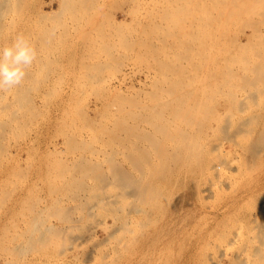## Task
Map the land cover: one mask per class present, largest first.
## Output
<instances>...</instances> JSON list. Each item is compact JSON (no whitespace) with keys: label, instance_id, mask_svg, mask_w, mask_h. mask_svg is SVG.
<instances>
[{"label":"rangeland","instance_id":"obj_1","mask_svg":"<svg viewBox=\"0 0 264 264\" xmlns=\"http://www.w3.org/2000/svg\"><path fill=\"white\" fill-rule=\"evenodd\" d=\"M68 1H71L74 5L72 6V3H68ZM76 1L79 2V4L76 3ZM88 1L89 0H0V47L7 46L18 33H23L31 38V41L35 45L38 52L37 59H39L38 61L36 60L37 62H35L33 67L28 71L24 84L20 86L21 88L18 87L19 89H24L26 94H22L24 90L20 91L18 89L17 91L21 92H19V94L17 91H15L16 89L9 92H0V110L2 109V111H0V146H2L0 147V191L5 193H0V202L2 203L0 204V264H263L264 258H262V260L259 256L261 255L260 252L262 253V255H264V107H262L264 106V95L262 96L259 92L257 93V91L262 90L264 92V84L261 83V86L263 85V87H261L260 84L258 85V82L255 83V85H258L261 89H259L258 86L256 88V86H253V84L247 86L246 88L237 84L238 86L236 87H238L239 90L237 88H234L232 91H234L235 97L237 95V97L235 98V102L239 103L247 100L248 103H243V109L242 107L230 109L228 107L229 102L226 99L224 100L220 98L218 100L220 106L217 109L215 120L217 119L216 121L217 123L219 121V123L218 125L216 124L215 127H224V131L225 128L227 131L229 130L228 125H230V127H232V130H234L233 132L231 131V134L233 135L230 138H228L226 135L224 136V134H227L228 131L227 133L226 131L223 133L219 132L214 137V133L212 131L210 132L209 130V137L206 141L208 145L207 148L204 149L205 151L203 152V156H201V161L200 159H189L187 162L183 159V164L182 160L176 161L175 159H168V167V163L166 164L167 159H165V161L163 159H157L159 161V164H157L158 162H154V164L155 167L158 168L159 174H155L152 171V173H154L157 178L156 176H154V179L153 176L151 178V173L149 172V175L148 170L145 172L147 177L146 178L144 177L145 174L141 173L139 169L135 171V168L137 169V167L133 166L135 164L131 163L132 161L129 160L131 158H128L127 155L129 149L126 152L125 146L123 147L119 145L121 144L119 143V141H115V139L112 138L109 133H106L108 130H112L113 127L115 128L114 125L116 124L112 115L105 114L107 111H110L112 107L109 110H107L108 107L107 109L105 107L107 105L110 107L116 102V100H114V102L112 101V104H110L111 98L113 99L115 95L118 96V94L120 93L116 92V89H121L119 91H122L121 94L123 93L122 95L119 94V96L121 95L124 97H128L130 95L131 98L134 99V102L135 100H137L136 103H138L139 101L141 103L146 102L144 104L142 103V105H152L155 101L156 96L159 97V95H168L164 92L162 94L161 91L157 92V88H164L165 86V88H167L168 86L172 85L169 83L177 78H172L174 76L171 75L170 72L169 75H167L168 77H170L168 78L169 80L165 79L166 75H164L163 77L165 78H163V74H152L156 69L154 68V65L155 67H157L154 61L158 57L159 58L157 60L161 61L163 59L162 57H164L163 55H166V53L167 55L165 57L169 55L170 56L167 59L164 57L162 63L167 62L168 64L169 59L170 62L172 61L171 63L176 60L175 58L173 59L171 55L172 53L170 52L171 50L173 52V47L180 46L179 44L181 43L175 38L177 41H174L176 45L174 44L173 46V40H171V38L173 37L174 33L176 34V36H178L181 35L182 32L187 34L191 32V21L189 18L191 17L190 15L192 12L190 13V15L188 14L189 12L187 10L189 9L187 7V0H175L178 5H174L175 3L173 2L174 6L172 7V0H163L165 2L164 4H161L162 0H160V2L158 0H152V2H149L151 0H126L128 1V3H125L124 6H121V4L118 6V4H116L118 3L116 0H92L94 1V3L92 6L89 5V7L87 4H90L92 2L89 1L90 3H87L85 5V2ZM153 1L155 2L153 3ZM96 2L100 5L96 4ZM142 2H144L145 4H143ZM147 2L150 5L147 4ZM156 2L159 3H157L155 7L158 8L159 6L158 9L160 10L158 11V9L155 8L154 10L157 11L152 12L153 4H155ZM15 5L16 8L14 7ZM17 5L18 7L20 6V8H18ZM166 5L168 6V9L166 8ZM10 7L13 8L11 9ZM160 7L162 8V10ZM174 7L177 8V10H174ZM178 7L180 8V10L182 9L181 13L179 12L180 10H178ZM84 8H89L90 11ZM131 8H133L134 10L136 9L135 14L133 13L134 10L132 11ZM10 9L14 13V15L12 14ZM14 9H16L17 11L18 9L20 10L18 13H16L17 11L15 10L16 12H14ZM7 10L10 11L8 12ZM87 10L89 12H87ZM146 10L150 13H148ZM130 12L133 13V15ZM151 12L153 13V15ZM157 12H159L160 15H157ZM170 13L175 14V17H173V15ZM82 16H84V19H82ZM160 16L163 18V20ZM187 18L189 19V21L187 20ZM146 19L147 21H145ZM155 19L156 25H152L153 23L155 24ZM9 21L13 24H11ZM116 21H121L124 23H121L122 26L120 27L121 24H118ZM150 21L152 23H150ZM125 23H131V27H129L128 25V28ZM166 23L170 26H166ZM182 23L185 24L182 25ZM117 24L119 25L118 28L116 27L118 26ZM147 24L152 28L157 27V30H153ZM143 25L147 27H144ZM164 25L167 29L164 28ZM177 25H179V28L176 29ZM106 27H109V29ZM122 27L123 29H121ZM161 27L162 29H160ZM141 28H145L143 30L144 32L141 30ZM168 28H170L169 30L174 28L172 29L173 34H171L172 32L169 31ZM133 30L134 32L138 33L135 34ZM145 30L146 32L150 30L148 32V35H146ZM120 31L121 34H119ZM105 32L109 33V35ZM150 32H152V34ZM167 33L168 36L172 35L168 38V40L166 39L168 37L166 36ZM124 34L125 36H123ZM126 34L128 35L126 36ZM107 35L109 38H107ZM129 35L131 36L129 37ZM53 37L55 38L53 39ZM59 37H62L61 40L59 39ZM103 37L106 38L104 39ZM125 38H127V43L125 41V43L121 41V39L124 40ZM160 39L165 40V42ZM90 40L92 41L90 42ZM140 40H142L144 44ZM155 40H158L159 43L155 42ZM137 41L138 46L136 44ZM94 42L96 45L94 44ZM88 43L90 44L88 45ZM98 43L99 45H97ZM150 43L151 46L150 48H148V44ZM152 43L154 44V46ZM160 43L162 44V46H165V50L162 49ZM118 44L120 45L118 46ZM122 45L127 46L122 48ZM145 46H147V49L144 48ZM155 46L156 49L159 48L158 50L161 52L159 54L157 53L158 57L156 59H154L157 52L155 50ZM107 48H110V51ZM144 49H146V51H144ZM108 51L110 53H108ZM117 52L119 53V55ZM145 52H149V54L147 53L148 55H154L153 58L151 55L148 56ZM144 53L149 58L145 56ZM248 53L252 55V52L248 51ZM103 54H105V56ZM141 54L144 58H140ZM138 59L140 61H138ZM119 60L120 62L122 60L123 61L120 63ZM98 61L100 64L104 63L105 61L106 63L100 65L105 67H102L103 71L101 68L99 69V72H97L98 70L95 72V69L92 68L95 66H99ZM110 61L113 62L111 63ZM134 61H137L136 66L134 65ZM146 61L149 62L147 63ZM160 61L158 62L160 63ZM51 62H53V64ZM123 63L126 65H124ZM146 63L148 64L150 69L152 67L153 70L151 69V71H147V69L149 68L147 67ZM181 63L184 64L182 61L178 63V65H180ZM106 64L109 65L107 66ZM115 64L117 67L115 66ZM44 65H46V67H44ZM118 65L121 68H119ZM168 65H170V63ZM172 65L173 64H171L170 66ZM170 66L169 68H171ZM108 67H111L109 68L110 72ZM139 67L141 68V70ZM145 67L147 68L145 69ZM157 69L156 72H158ZM143 70L145 71L142 72ZM100 72L101 75L98 76ZM30 77L31 80L29 81ZM91 77H93L94 80ZM164 79L167 81H164ZM170 79L172 80L170 81ZM153 80L154 82H152ZM105 81L108 84H106ZM163 82L167 83L164 85ZM140 83L144 85H141ZM148 83H151L152 86ZM27 87L29 88V91ZM93 88L95 89V91ZM96 88H99V93L96 92ZM139 89L144 90H140V93ZM48 91L50 93H48ZM150 91L152 92L154 100L149 98L151 96ZM251 91L255 92V96H253L254 94L248 95L249 93H252ZM262 91L260 92L263 94ZM145 92L149 94V97L146 96ZM246 94L253 99L250 97L248 98ZM26 95L28 96L27 99ZM89 95L92 97H89ZM134 95L138 96V98H141L137 99V97ZM18 96L23 97L19 100ZM100 96L101 98H98L99 100H97V97ZM29 98L31 99L30 101H32V104L29 103ZM249 99L252 100L250 101ZM162 100H165L166 102L169 101L165 98H163ZM130 101L133 100L131 99ZM18 102H20L19 105L25 102L20 105V107L18 106L19 108H21L20 110H18L19 108L17 107ZM100 104L101 106H99ZM23 105L26 109H30V111L32 112L31 114H35L37 118L35 119V115L32 117L29 110H25L24 107L22 108L21 106ZM28 105H31V107L29 108ZM246 105L249 106L248 109H245ZM15 111L17 115L15 114ZM82 113H84L83 117ZM227 113H229L228 116ZM4 114L8 115L5 116ZM218 114L220 116H218ZM256 114L257 116H255ZM11 115L13 118L11 117ZM229 116H232L233 118ZM87 117L90 119L87 120ZM228 118H230V121L227 120ZM13 119L14 122H12ZM85 120L87 122H85ZM9 121L12 123L9 124ZM17 121L20 125L17 124ZM24 121L27 124H25L26 126L22 124V122ZM2 122H4L5 124ZM95 122L97 123L96 128L99 129L98 131L94 127L95 125H93L95 124ZM240 122L242 124L240 126L242 127L238 126ZM111 123H114V125L111 126ZM224 123L228 125L226 126ZM243 123L245 125H243ZM3 124L5 127L2 126ZM8 125L11 126L9 127ZM88 125L90 127H88ZM24 126L27 128H24ZM145 126H148L146 129H148L150 132L153 130L149 125ZM11 127L15 131H13ZM88 128L89 130L87 131ZM10 129L12 134L9 131ZM90 129L92 130L90 131ZM240 129H244L246 132H243ZM17 131L20 132V134ZM22 131L24 132L21 133ZM2 132L4 133L2 134ZM14 132H16V134ZM238 132L241 134H239ZM63 133H67V136L65 135V137ZM120 135H122L120 137H124L122 138L123 140H125V138L128 140V135H126L125 133H121ZM73 136L76 139L75 141L77 143L80 142L79 144L75 145L74 141H70L73 144L67 143V137H70L69 140H73L71 138ZM108 136L112 139H110ZM130 138L129 140L131 141H137L136 143L140 147L141 145H143L144 147H141L142 149L147 148L148 146L147 150H149L150 144L148 141H145L144 143V140ZM79 139H82V142ZM127 140L124 141L125 144L131 143L127 142ZM103 141H106L107 143H104ZM64 142L67 144H64ZM117 142L119 144H116ZM13 143L15 144V146ZM82 143L85 145L83 146ZM214 144L216 145V150L212 149ZM88 145L93 149L88 148ZM79 146L81 148H79ZM86 147L88 148V151L86 150ZM5 148L7 149L5 150ZM83 148L85 149V153L83 152ZM120 149L123 150L121 151ZM210 150L212 151V153H209ZM213 150L216 152H214ZM120 151L124 154L122 155ZM56 152L58 153L57 155L55 154ZM60 152L62 154H60ZM73 152L75 153V155H73ZM85 154L87 157V161L89 160L88 164H92L94 166L98 165L96 166L97 169H101V173H103L104 171L103 176H105L101 177L99 174H97L100 171H94V173L96 174L93 175H98L99 178H97L99 180L100 178L103 180L106 179V182L103 180L102 182L101 180L99 181L88 170H84L86 174H83L82 171L78 172V170L73 167L74 164L76 165V162L78 164L79 160L81 162V159L85 158ZM108 155H110V158ZM126 159H128V161ZM107 160H109L110 162H107ZM155 160L156 159H153V161ZM223 160H225V162ZM64 161L66 162L64 163ZM83 161L86 162V159H83ZM115 161L121 164V169L124 168L123 170L128 172L129 174L131 172L132 177L135 178L136 181L141 177L138 180L140 183L144 181L143 183H152L151 185H156L154 186V189L156 190V188H158L157 192L154 189L153 190L156 193L152 190L153 196L155 194V197L149 199L150 197L148 198V195L147 198L149 201L147 200V198H144L146 199L145 203L142 196L140 197V195L136 192V196L139 195L138 200H136L137 197L134 199L135 194L134 191L133 194L132 192H130L132 191L131 189H128L130 193H125L127 187L125 189L122 184L120 185V180L112 179V177H115L112 176L114 170L111 166H113V162ZM58 162H60V164L62 163L61 166H59L60 164ZM222 162H224L225 164H222ZM118 163L115 164L119 165ZM162 163H165V166H163ZM196 163H199V165L201 163V167ZM65 164L69 165L66 166ZM62 166L65 167V169L62 168ZM69 166H72V168L74 169ZM165 167L166 170L164 169ZM183 167H185V169ZM195 167L201 171H199L198 169L196 171ZM214 167L217 168L215 169ZM169 168H171L172 170H170ZM187 168L190 170H188ZM160 169H162V173L164 174V176L160 174ZM167 170L169 172H166ZM178 170L180 173L177 172ZM73 171L77 172L75 173ZM68 172L72 173L69 174ZM87 172H89L91 176H87ZM187 172L189 174H187ZM79 173L82 174V176H86L87 178L80 176ZM160 175L163 177L167 176L169 179L163 177L159 178ZM81 177L83 178V180H81ZM164 179H166V181ZM69 183L72 185H70ZM67 184L69 185V188L71 187V189L67 188ZM115 184L117 185V187ZM61 185L63 187L62 190L59 189L61 188ZM128 190H126V192H128ZM6 191L10 193V195ZM56 191L58 192V194ZM76 194L77 198H74L76 197ZM125 194H127L128 196ZM99 196L101 199L99 198ZM3 197L5 198L4 201L3 199H1ZM143 197L146 196L143 195ZM140 199L141 201L139 202ZM107 201H111L113 204H111V202L110 204H108ZM114 201L116 204L114 203ZM36 202L38 203V206ZM133 203L135 206L134 208H132L133 205H131ZM108 205L111 206L108 207ZM63 208L64 210H61ZM135 210L137 211L135 212ZM53 213L54 215H52ZM47 215L51 216V218H48ZM35 216H38V218H36ZM64 216H66L67 219ZM32 217L36 219V223L34 222V225L32 224ZM68 218L70 221L68 220ZM37 221L42 222V224L48 228L47 230H49V228L51 227H55L54 229H50L49 231L50 233L52 232L51 234H53L56 229L55 232L57 233L54 232L53 234L55 238L53 239V236H50V234L48 236V232L44 230V226L41 227V223V225H39L40 227L37 226V224L39 223H37ZM35 225L37 226V230H39L40 228V235L37 233H33L32 230L34 229L31 228H33ZM42 231L44 233H42ZM34 232H36V229L34 230ZM32 233L33 235H35L33 236ZM41 236L42 238H45L43 239V242L46 239L50 240H46L48 242L45 241V244L41 243L42 240L41 238H39ZM44 236H46L47 238ZM28 238L30 240H34L35 243L38 241L39 243L37 244L41 243L40 245L43 247H39L34 242H32L31 245ZM20 243L22 244L20 245ZM34 245L38 250H35V248L33 247ZM16 247H18V249ZM6 248L8 249L7 251ZM19 248H23L21 249L22 251L24 250L22 254H19L20 252L18 251H21Z\"/></svg>","mask_w":264,"mask_h":264},{"label":"bare ground","instance_id":"obj_2","mask_svg":"<svg viewBox=\"0 0 264 264\" xmlns=\"http://www.w3.org/2000/svg\"><path fill=\"white\" fill-rule=\"evenodd\" d=\"M85 1H87V0H85ZM92 2V3H90V2ZM88 2H85V5L87 4V3H90V4H87L88 5V7H89V5L90 6H92L93 5V3H94V1H92V0H89ZM118 3H116V4H118V6L121 4V6H124V4L126 3H128V1H126V0H116ZM146 1V0H145ZM159 2H160V0H158ZM169 1V0H168ZM135 2V1H134ZM149 2H152V0L151 1H149ZM155 1H153V3H154ZM159 2H156L155 4H153V7H152V9H153V11L152 12H154L155 10V8L156 9H158L159 8V6H158V8L157 7H155L156 5H157V3H159ZM163 2V3H162ZM175 4H174V3ZM68 3H72L71 1H68ZM76 3H78L79 4V2H77L76 1ZM76 3H75V7H76ZM102 3V2H101ZM143 4H145L144 2H142ZM165 2L162 0L161 1V4H164ZM167 3V2H166ZM84 4V3H83ZM82 4V5H83ZM96 4H98V5H100L99 3H97L96 2ZM138 4V3H137ZM147 4H149L148 2H147ZM178 5L176 2H175V0L173 1L172 0V3H171V7L172 6H174V5ZM187 4H188V9L189 10H187L189 13V15H190V13H191V17L189 18L190 19V21H191V24H190V27H191V32L189 33V34H187V33H184V32H182L181 33V35H178V36H176V34L174 33V35H173V39L171 38V40H173V46H174V41H177V40H179V42L181 43V44H179L180 46H177V47H173L172 49H173V52H172V50H171V52L170 53H172L171 55H172V57H173V59L175 58L176 60H174V62L173 63H171L170 62V59H169V62H168V64L170 63V65L171 64H173L172 66H170V65H168L167 64V62H164V63H162V60L164 59V57L167 55V53H166V55H163L164 57H162V58H160V59H162L161 61L160 60H157L159 57L157 56V53L159 54V53H161L158 49H156V46H155V50L157 51L156 52V57L154 58V59H156L157 57V59L154 61L155 63H156V65H157V67H155V65H154V68H158L157 70H158V72H156V69H155V71L152 73V74H154V73H160L159 75H161V74H163L162 75V77L164 76V75H166V78L165 77H163V78H165V79H167V80H169L168 78H170V77H168L167 75H169V72H170V74L171 75H173L174 77H172V78H177V79H175V80H173L172 82H170L169 84H172L171 86H168L167 88H161V87H159V88H157V92H159V91H161V93L163 94V92L164 93H167L168 95L167 96H160L159 95V97L158 96H156V98H155V96H154V98H155V101H156V103H155V101L153 102V104L152 105H142V103L139 101L138 103H136L137 102V100H135V102H134V99L133 98H131V96H130V98L133 100V101H130L131 99L129 98V96L127 97L125 94V96L127 97V98H129V99H127L126 97H124V96H121L122 94H121V92L122 91H119V90H121V89H116V92H120L119 94H121L120 96H119V94H118V96L117 95H115V97L112 99L111 98V102H110V104H112V101L114 102V100H116V102L114 103V105H111L110 107L107 105L105 108L107 109V107H108V109L107 110H109L111 107V109H110V111H107L105 114H107V115H112L113 116V119H114V121H115V124L116 125H114V123L112 124L111 123V126L112 125H114L115 126V128L113 129L112 127V130H105V131H107L106 133H109L110 134V136L112 137V138H114L115 139V141H119V143H121V144H119L118 142L116 143V144H119V145H121V146H125L126 147V152H127V150L129 149V151L127 152V155H128V158H131V159H129L130 161H132L131 163H134L135 165H133V166H136L137 167V169L135 168V171L136 170H138L139 169V171L141 172V173H144L145 174V176L144 177H146V171L148 170V173L150 172L151 173V175H150V173H149V175L151 176V178H152V176H153V179L155 178L154 176H156L155 174H159V170H158V168H156L155 167V164H154V162H158L157 164H159V159L160 160H164L165 161V159H167V162H166V164L168 163V159H175L176 161H181L182 160V163H183V161L184 160H186L187 162H188V160L189 159H200V161L202 160L201 159V156H203V152L205 151L204 149L205 148H207V145H208V143H206V141H207V138L209 137V135H208V131L210 130V132L212 131L213 133H214V137H215V135L216 134H218L219 132L221 133H223V132H225L226 131V128H225V131H224V127H219V126H217V127H215V125L217 124L218 125V123H219V121H218V123H217V119L215 120V115H216V113H217V109H218V107L220 106V104H219V102H218V100L220 99V98H222V99H226L229 103H228V107L230 108V109H234V108H241L242 107V109L244 108L243 106H244V104L243 103H246L247 102V100H245V99H243V100H245L244 102L242 101V102H239V103H237V102H235V98L237 97V95H236V97H235V94H234V91H232L234 88H237L238 90H239V88L238 87H236V86H238V85H240V86H243V87H247V86H249V85H252L253 84V86L255 85V83H257L258 82V85L260 84V86H261V83H263L264 84V0H187ZM14 5V4H13ZM12 5V6H13ZM67 5V4H66ZM71 5V4H70ZM74 4L72 3V6H73ZM81 5V6H82ZM134 5V4H133ZM150 5V4H149ZM79 6V5H78ZM97 6V5H96ZM120 6V7H121ZM136 6V5H135ZM167 6V5H166ZM175 6V7H176ZM15 8H16V5L14 6ZM17 7H18V5H17ZM69 7V6H68ZM95 7V6H94ZM148 7V6H147ZM146 7V8H147ZM161 7H163V6H161ZM160 7V8H161ZM174 7V8H175ZM7 8H9V7H7ZM6 8V9H7ZM11 8V7H10ZM13 8V7H12ZM11 8V9H12ZM18 8H20V6L18 7ZM79 8H81V7H79ZM91 8V7H90ZM133 8H134V6H133ZM133 8H131L132 9V11L134 10ZM167 9H168V6L166 7ZM179 8V7H178ZM10 9V10H11ZM72 9V8H71ZM84 9H88L89 10V8H84ZM122 9V8H121ZM166 9V10H167ZM10 10H7L8 12L10 11ZM16 9H14V12H16L15 11ZM19 10L20 9H18V11L16 12V13H18L19 12ZM87 10V12H89ZM136 10V9H135ZM135 10L133 11V13L135 14ZM149 10V9H148ZM160 9H158V11H159ZM161 10H162V8H161ZM166 10H164V11H166ZM174 10H177V8H175ZM178 10H180V8L178 9ZM182 10V9H181ZM181 10L179 11L180 13H181ZM86 11V10H85ZM147 11V10H146ZM157 11V10H156ZM155 11V12H156ZM11 12H12V10H11ZM148 12V11H147ZM151 12V13H152ZM160 12H162V11H160ZM78 13V12H77ZM80 13V12H79ZM131 13V12H130ZM130 13H129V15H130ZM133 13H131L132 15H133ZM137 13V12H136ZM148 13H150V12H148ZM186 13V12H185ZM12 14L14 15V13L12 12ZM155 14V13H154ZM162 14V13H161ZM170 14H172V13H170ZM169 14V15H170ZM184 14V13H183ZM16 15V14H15ZM128 15V16H129ZM152 15H153V13H152ZM157 15H160L159 14V12H157ZM166 15H168V14H166ZM173 15V17H175L174 15L175 14H172ZM171 15V16H172ZM45 16V15H44ZM177 16V15H176ZM179 16V15H178ZM181 16H182V14H181ZM188 16V15H187ZM187 16H185V17H187ZM11 17V16H10ZM71 17V16H70ZM83 18L82 19H84V16H82ZM154 17V16H153ZM161 17V16H160ZM166 17V16H165ZM180 17V16H179ZM179 17H176V18H179ZM184 17V18H185ZM12 18V17H11ZM46 18V17H45ZM44 18V19H45ZM73 18V17H72ZM78 18H80V17H78ZM92 18V17H91ZM149 18H150V16H149ZM162 18V17H161ZM167 18V17H166ZM172 18V17H171ZM1 19V18H0ZM74 19H76V18H74ZM154 19V18H153ZM157 19V18H156ZM156 19H155V24L153 23L152 25H156ZM182 19V18H181ZM189 19L187 18V20L189 21ZM144 20V19H143ZM158 20V19H157ZM162 20H163V18H162ZM174 20V19H173ZM176 20V19H175ZM12 21V20H11ZM141 21V20H140ZM145 21H147V19L145 20ZM152 21V20H151ZM150 21V23H152ZM159 21H160V19H159ZM169 21V20H168ZM188 21H187V23H188ZM10 22V21H9ZM13 22V21H12ZM117 22V21H116ZM174 22V21H173ZM172 22V23H173ZM175 22H177V21H175ZM184 22V21H183ZM11 23V22H10ZM118 24H121V23H124V22H117ZM127 23H129V22H127ZM149 23V24H150ZM169 23V22H168ZM11 24H13V23H11ZM112 24V23H111ZM114 24H115V21H114ZM117 24V25H118ZM126 24V23H125ZM167 24V23H166ZM165 24V25H166ZM170 24V23H169ZM169 24H167L166 26H168ZM174 24V23H173ZM173 24H172V26H173ZM183 24H185V23H182V25ZM128 25H129V27H131V23L130 24H126V26L128 27ZM140 25V24H139ZM148 25V24H147ZM151 25V24H150ZM150 25H148L149 27H151ZM157 25H158V23H157ZM160 25V24H159ZM162 25V24H161ZM165 25H164V28H166L165 27ZM175 25V24H174ZM115 26V25H114ZM122 26V24L120 25V27ZM144 27H147V26H145V25H143ZM170 26V25H169ZM113 27V26H112ZM117 28L119 27V25L118 26H116ZM128 27V28H129ZM188 27H189V24H188ZM106 28H108L109 29V27H106ZM152 28V27H151ZM151 28H149V29H151ZM175 28V27H174ZM174 28H172V29H174ZM177 28H179V25H177V27H176V29ZM56 29V28H55ZM54 29V30H55ZM110 29H111V27H110ZM121 29H123V27L121 28ZM132 29V28H131ZM136 29V28H135ZM139 29H140V27H139ZM145 29V28H144ZM144 29H142L141 28V30L143 31ZM147 29V28H146ZM153 30H157V27H153L152 28ZM160 29H162V27L160 28ZM167 29V28H166ZM170 28H168V30H169ZM172 29L171 30H169V31H171L172 32ZM190 29V28H189ZM105 30V29H104ZM114 30V29H113ZM129 30V29H128ZM141 30H139V31H141ZM164 30V29H163ZM181 30H182V28H181ZM180 30V31H181ZM66 31H68V30H66ZM109 31V30H108ZM116 31V30H115ZM122 31V30H121ZM121 31H120V33L119 34H121ZM136 31V30H135ZM150 31V30H149ZM148 31V32H149ZM180 31H179V33H180ZM111 32V31H110ZM129 32H132V31H129ZM133 32H134V30H133ZM144 32V31H143ZM145 32H146V30H145ZM148 32H146V35H148ZM154 32V31H153ZM66 33H68V32H66ZM106 34H108L109 35V33H107V32H105ZM135 34H137L136 32H134ZM151 34H152V32H150ZM161 33H162V30H161ZM103 34V33H102ZM114 34H116V33H114ZM123 34V33H122ZM131 34V33H130ZM157 34H158V32H157ZM171 34H173V32L171 33ZM187 34V35H186ZM53 35H54V33H53ZM108 35H107V38H109L108 37ZM113 35V34H112ZM118 35V34H117ZM128 34H126V36H127ZM150 35V34H149ZM162 35V34H161ZM160 35V36H161ZM52 36V35H51ZM101 36V35H100ZM105 36V35H104ZM116 36V35H115ZM123 36H125V34L123 35ZM131 35H129V37H130ZM139 36V35H138ZM152 36V35H151ZM155 36V35H154ZM164 36V35H163ZM166 36H168V33H167V35ZM170 36H172V35H170ZM170 36H168L166 39L168 40V38L170 37ZM120 37V36H119ZM132 37H134V36H132ZM135 37H137V36H135ZM144 37H146V36H144ZM162 37V36H161ZM51 38V37H50ZM55 37H53V39H54ZM62 38V37H61ZM61 38L59 37V39L61 40ZM97 38H98V36H97ZM100 38V37H99ZM104 39L106 38V37H103ZM148 38V37H147ZM147 38H145V39H147ZM156 38H158V37H156ZM160 38V37H159ZM177 40H176V39ZM58 39V40H59ZM102 39V38H101ZM112 39V38H111ZM118 39V38H117ZM126 39L127 38H125L124 40H122L121 39V41L122 42H126ZM149 39V38H148ZM155 39V38H154ZM109 40V39H108ZM138 40V39H137ZM143 40V39H142ZM142 40H140V41H142ZM160 40H163V39H160ZM52 41V40H51ZM88 41V40H87ZM92 40H90V42H91ZM101 41V40H100ZM103 41V40H102ZM110 41V40H109ZM119 41V40H118ZM128 41V40H127ZM133 41H135V40H133ZM139 41V40H138ZM138 41L136 42V44L138 43ZM146 41H149V40H146ZM152 41H153V38H152ZM164 42H165V40H163ZM163 41H160V42H163ZM96 42V41H95ZM95 42H94V44H95ZM124 42V43H125ZM130 42H131V39H130ZM155 42H157V43H159V41L157 40H155ZM100 43H102V42H100ZM107 43V42H106ZM110 43V42H109ZM123 43V44H124ZM127 43V42H126ZM142 43H143V41H142ZM90 43H88V45H89ZM93 44V43H92ZM102 44H104V43H102ZM115 44V43H114ZM117 44V43H116ZM131 44V43H130ZM134 44V43H133ZM144 44V43H143ZM146 44H147V42H146ZM153 44V43H152ZM161 44V43H160ZM165 44V43H164ZM163 44V45H164ZM45 45V44H44ZM47 45V44H46ZM96 45V44H95ZM97 45H99V43L97 44ZM107 45H109V44H107ZM112 45V44H111ZM110 45V46H111ZM120 44H118V46H119ZM176 45V44H175ZM178 45V44H177ZM125 46H127V45H122V48H124ZM129 46V45H128ZM132 46V45H131ZM137 46H138V44H137ZM141 46H142V44H141ZM148 48H150V46H151V43L150 44H148ZM153 46H154V44H153ZM46 47V46H45ZM93 47V46H92ZM94 47H96V46H94ZM101 47V46H100ZM105 47H109V46H105ZM116 47V46H115ZM121 47V46H120ZM135 47V46H134ZM147 46H145L144 48H146ZM161 47H162V49L163 50H165L164 48H165V46H162V44H161ZM56 48V47H55ZM103 48V47H102ZM112 48H113V46H112ZM138 48V47H137ZM142 48V47H141ZM45 49V48H44ZM48 49V48H47ZM93 49V48H92ZM101 49V48H100ZM105 49V48H104ZM109 51H110V48H107ZM120 49V48H119ZM128 49H129V47H128ZM134 49V48H133ZM147 49V48H146ZM146 49H144V51H146ZM161 49V50H162ZM140 50V49H139ZM149 50V49H148ZM151 50V49H150ZM162 50V51H163ZM47 51V50H46ZM50 51H51V49H50ZM95 51V50H94ZM99 51V50H98ZM105 51V50H104ZM108 51V53H110ZM112 51V50H111ZM123 51H125V50H123ZM131 51V50H130ZM234 51V52H233ZM247 51V52H246ZM248 51H250V52H252V55H250L249 53H248ZM49 52V51H48ZM107 52V51H106ZM114 52V51H113ZM118 53V52H117ZM126 53V52H125ZM146 54L148 53L149 54V52H145ZM144 53V54H145ZM169 53V54H170ZM89 54V53H88ZM128 54H129V52H128ZM137 54V53H136ZM145 54V56H147ZM155 54V53H154ZM47 55V54H46ZM104 56H105V54H103ZM109 55V54H108ZM118 55H119V53H118ZM122 55V54H121ZM124 55V54H123ZM151 56H152V58H153V56L154 55H152V54H150ZM150 55H148V56H150ZM161 55V54H160ZM159 55V56H160ZM49 56V55H48ZM107 56V55H106ZM110 56H111V54H110ZM141 57L140 58H144L143 56H142V54L140 55ZM147 56V57H148ZM170 56V55H169ZM169 56H167V57H165L166 59L167 58H169ZM84 57V56H83ZM94 57V56H93ZM97 57V56H96ZM115 57V56H114ZM124 57V56H123ZM130 57V56H129ZM137 57H139V56H137ZM137 57H136V59H137ZM99 58V57H98ZM97 58V59H98ZM117 58V57H116ZM115 58V59H116ZM121 58V57H120ZM126 58V57H125ZM149 58V57H148ZM151 58V57H150ZM48 59V58H47ZM88 59V58H87ZM105 59V58H104ZM107 59H108V57H107ZM114 59V58H113ZM123 59V58H122ZM127 59H128V57H127ZM153 59V60H154ZM39 59H37V61H38ZM50 60V59H49ZM94 60V59H93ZM99 60V59H98ZM118 60V59H117ZM135 60V59H134ZM145 60H147V59H145ZM150 60V59H149ZM180 60V61H179ZM36 61V62H37ZM53 61V60H52ZM81 61V60H80ZM100 61V60H99ZM99 61H98V63H99ZM123 61V60H122ZM121 61V62H122ZM127 61V60H126ZM138 61H140L139 59H138ZM158 61H160V63L158 62ZM165 61V60H164ZM179 61V62H178ZM183 61V63L184 64H180V65H178V63H180V62H182ZM49 62V61H48ZM111 62V61H110ZM113 62V61H112ZM111 62V63H112ZM116 62H118V61H116ZM119 62H120V60H119ZM120 62V63H121ZM135 62V66H136V62L137 61H134ZM145 62V61H144ZM147 62V61H146ZM149 62V61H148ZM147 62V63H148ZM153 62V63H154ZM177 64H176V63ZM187 62V63H186ZM52 64H53V62H51ZM82 63V62H81ZM80 63V64H81ZM97 63V64H98ZM104 63H106L105 61H104ZM104 63H102V64H100L99 63V66H95V67H91L92 69H95V72L97 71V72H99V69H101L102 67H105V66H100V65H103ZM129 63H130V61H129ZM146 63V65H147V67L149 68V69H147V71H151V69H152V67H151V69H150V67L148 66V64ZM154 63V64H155ZM110 64V63H109ZM108 64V65H109ZM118 64V63H117ZM124 64V63H123ZM139 64H140V62H139ZM138 64V65H139ZM151 64V63H150ZM84 65V64H83ZM107 65V64H106ZM107 65V66H108ZM112 65H114V64H112ZM120 65V64H119ZM118 65V66H119ZM124 65H126V64H124ZM143 65H144V63H143ZM53 66V65H52ZM81 66V65H80ZM88 66V65H87ZM107 66H106V68H107ZM115 66H116V64H115ZM140 66V65H139ZM169 66L171 67V68H169ZM44 67H46V65H44ZM84 67V66H83ZM83 67H81V68H83ZM117 67V66H116ZM115 67V68H116ZM128 67V66H127ZM147 67H145V69L147 68ZM48 68V67H47ZM109 68H111V67H108V69ZM113 68V67H112ZM114 68V69H115ZM119 68H121L120 66H119ZM140 68V67H139ZM117 69V68H116ZM105 70V69H104ZM139 70V69H138ZM140 70H141V68H140ZM153 70V69H152ZM47 71V70H46ZM87 71V70H86ZM101 71V70H100ZM102 71H103V68H102ZM114 71V70H113ZM145 70H143L142 72H144ZM55 72V71H54ZM88 72V71H87ZM92 72H93V70H92ZM94 72V73H95ZM104 72H106V71H104ZM109 72H110V69H109ZM139 72V71H138ZM141 72V73H142ZM86 73V72H85ZM89 73H91V72H89ZM108 73V72H107ZM136 73V72H135ZM134 73V74H135ZM29 74H30V72H29ZM87 74V73H86ZM147 74V73H146ZM151 74V75H152ZM47 75H48V72H47ZM88 75V74H87ZM93 75V74H92ZM99 75H101V72H100V74H98V76ZM145 75V74H144ZM149 75V74H148ZM147 75V76H148ZM159 75H156V76H159ZM86 76V75H85ZM84 76V77H85ZM95 76V75H94ZM93 76V77H94ZM110 76V75H109ZM150 76V75H149ZM155 76V75H154ZM45 77V76H44ZM49 77V76H48ZM89 77V76H88ZM93 77H91L92 79H93ZM101 77V76H100ZM46 78V77H45ZM150 78V77H149ZM155 78V77H154ZM160 78V77H159ZM33 79V78H32ZM86 79V78H85ZM164 79V81H167V80H165ZM187 79V80H186ZM31 80V77H30V79H29V81ZM34 80V79H33ZM94 80V79H93ZM92 80V81H93ZM107 80V79H106ZM161 80H162V78H161ZM160 80V81H161ZM172 79H170V81H171ZM36 81V80H35ZM101 81V80H100ZM145 81V80H144ZM42 82H43V80H42ZM106 82V81H105ZM152 82H154V80L152 81ZM151 82V83H152ZM162 82V81H161ZM169 82V81H168ZM31 83V82H30ZM39 83V82H38ZM151 83H148L149 85H151ZM156 83V82H155ZM164 83V85L167 83V82H163ZM93 84V83H92ZM97 84H98V81H97ZM106 84H108L107 82H106ZM122 84V83H121ZM141 84V83H140ZM238 84V85H237ZM86 85V84H85ZM95 85V84H94ZM104 85H105V83H104ZM141 85H144V84H141ZM147 85V84H146ZM159 85V84H158ZM161 85V84H160ZM163 85V86H164ZM257 85V86H258ZM152 86V85H151ZM239 86V87H240ZM256 86V85H255ZM257 86H256V88H257ZM104 87V86H103ZM120 87V86H119ZM142 87H144V86H142ZM259 87V86H258ZM261 87H263V85L261 86ZM19 88H21V87H19ZM19 88H16V90L15 91H17V89L18 90H22V89H19ZM26 88V87H25ZM28 88V87H27ZM134 88V87H133ZM135 88H137V87H135ZM140 88V87H139ZM241 88V87H240ZM253 88V87H252ZM31 89V88H30ZM76 89V88H75ZM94 89V88H93ZM243 89V88H242ZM241 89V90H242ZM259 89H261L260 87H259ZM24 90V89H23ZM22 90V91H23ZM33 90V89H32ZM32 90H30V91H32ZM36 90H38V89H36ZM80 90V89H79ZM96 92H98L99 93V88L97 89L96 88ZM100 90H102V89H100ZM118 90V91H117ZM131 90V89H130ZM138 90V89H137ZM140 90H144V89H139V92H140ZM147 90V89H146ZM151 90H152V88H151ZM248 90V89H247ZM252 90V89H251ZM254 90V89H253ZM264 90V89H263ZM19 91V92H20ZM28 91H29V88H28ZM56 91V90H55ZM88 91V90H87ZM90 91V90H89ZM91 91H92V88H91ZM94 91H95V89H94ZM109 91V90H108ZM115 91V90H114ZM113 91V92H114ZM125 91V90H124ZM136 91V90H135ZM255 91V90H254ZM253 91V92H254ZM260 91H262V90H260ZM260 91H257V93L259 92L262 96L264 95V92H263V94L260 92ZM18 92V91H17ZM16 92V93H17ZM19 92H18V94H19ZM39 92V91H38ZM68 92V91H67ZM96 92H94V93H96ZM101 92H103V91H101ZM149 92V91H148ZM151 92V91H150ZM155 92V91H154ZM240 92H242V91H240ZM250 92V91H249ZM252 92V91H251ZM249 93L248 95H250V94H254L253 96H255V92L254 93ZM21 93V92H20ZM25 93V90L23 91V93L22 94H24ZM48 93H50L49 91H48ZM93 93V94H94ZM110 93V92H109ZM138 93V92H137ZM141 93V92H140ZM144 93V92H143ZM237 93V92H236ZM238 93H239V91H238ZM247 93V92H246ZM256 93V94H257ZM17 94V95H18ZM26 94V93H25ZM92 94V95H93ZM145 94H146V96L147 97H149V94L147 93V92H145ZM155 94V93H154ZM241 94V93H240ZM239 94V95H240ZM244 94H245V92H244ZM21 95V94H20ZM45 95V94H44ZM51 95V94H50ZM96 95V94H95ZM100 95V94H99ZM98 95V96H99ZM111 95V94H110ZM158 95V94H157ZM247 95V94H246ZM246 95H245V97H246ZM247 95V97L249 98L250 96H248ZM251 95V96H252ZM261 95H256V96H261ZM14 96H15V94H14ZM24 96V95H23ZM23 96H18V98H19V100L23 97ZM27 96V95H26ZM105 96V95H104ZM113 96V95H112ZM134 96H136V95H134ZM141 96V95H140ZM145 96V95H144ZM39 97V96H38ZM86 97V96H85ZM88 97V96H87ZM89 97H92V96H90L89 95ZM137 97V99H139V98H141V97H139L138 98V96H136ZM152 97V98H151ZM264 97V96H263ZM3 98V97H2ZM16 98H17V96H16ZM28 98V96L26 97V99ZM77 98H78V96H77ZM84 98V97H83ZM98 98H101V96L100 97H97V100H99ZM103 98V97H102ZM143 98V97H142ZM150 99H153V96H152V92H151V96L149 97ZM163 98H165V99H168L169 101H165V100H162ZM244 98V97H243ZM247 98V99H248ZM250 98H252V97H250ZM260 98V97H259ZM262 98V97H261ZM1 99V98H0ZM10 99V98H9ZM24 99V98H23ZM73 99V98H72ZM94 99H96V98H94ZM136 99V98H135ZM253 99V98H252ZM251 99V100H252ZM15 100H17V99H15ZM18 100V101H19ZM31 99L29 98V103H31L32 101H30ZM79 100V99H78ZM104 100H106V99H104ZM108 100H109V98H108ZM143 100H145V99H143ZM148 100V99H147ZM154 100V99H153ZM250 100V99H249ZM250 100V101H251ZM258 100H261V99H258ZM88 101V100H87ZM21 102V101H20ZM20 102H18V104H17V107L19 106L20 107V105H22L23 103H25V102H23L22 104H20L19 105V103ZM98 102H100V101H98ZM104 102H106V101H104ZM263 102H264V100H263ZM6 103V102H5ZM13 103V102H12ZM86 103V102H85ZM116 103H118V104H116ZM144 103H146V102H144ZM143 103V104H144ZM248 103V102H247ZM252 103H253V101H252ZM258 103V102H257ZM32 104V103H31ZM109 104V103H108ZM224 104V103H223ZM4 105V104H3ZM6 105V104H5ZM15 105V104H14ZM26 105V104H25ZM56 105V104H55ZM75 105V104H74ZM81 105V104H80ZM225 105V104H224ZM253 105H254V103H253ZM259 105V104H258ZM2 106V105H1ZM7 106V105H6ZM99 106H101V104L99 105ZM247 106V105H246ZM246 106H245V109H248L249 108V106H247V108H246ZM257 106V105H256ZM5 107V106H4ZM11 107V106H10ZM15 107V106H14ZM18 107V108H19ZM22 108L24 107V105L23 106H21ZM27 107V106H26ZM28 107L30 108L31 107V105L29 106L28 105ZM258 107V106H257ZM262 107H264V106H262ZM1 108V107H0ZM25 108V107H24ZM53 108V107H52ZM78 108V107H77ZM21 108H19L18 110H20ZM37 109V108H36ZM83 109V108H82ZM25 110H29L30 111V109H26L25 108ZM73 110V109H72ZM78 110V109H77ZM86 110V109H85ZM237 110V109H236ZM260 110V109H259ZM264 110V109H263ZM0 111H2V109L0 110ZM12 111V110H11ZM10 111V112H11ZM37 111V110H36ZM96 111V110H95ZM4 112V111H3ZM8 112V111H7ZM68 112V111H67ZM229 112V111H228ZM240 112H241V109H240ZM2 113V112H1ZM32 112L30 111V114H31ZM38 113H40V112H38ZM103 113V112H102ZM15 114H16V111H15ZM15 114H12V115H15ZM29 114V115H30ZM228 114L229 113H227V116H228ZM259 114V113H258ZM5 115V114H4ZM8 115V114H7ZM7 115H5V116H7ZM12 115H11V117H12ZM17 115V114H16ZM32 115V114H31ZM35 114H33L32 115V117L34 116ZM38 115V114H37ZM77 115V114H76ZM75 115V116H76ZM20 116H22V115H20ZM36 116V115H35ZM57 116V115H56ZM72 116V115H71ZM84 116V113H82V117ZM88 116V115H87ZM101 116V115H100ZM218 116H220L219 114H218ZM255 116H257V114L255 115ZM77 117V116H76ZM111 117V116H110ZM229 117H232V116H229ZM249 117H251V116H249ZM253 117V116H252ZM13 118V117H12ZM11 118V119H12ZM16 118V117H15ZM14 118V119H15ZM37 118V116L35 117V119ZM221 118V117H220ZM219 118V119H220ZM233 118V117H232ZM10 119V118H9ZM14 119H13V121L12 122H14ZM23 119V118H22ZM30 119V118H29ZM34 119V118H33ZM32 119V120H33ZM69 119V118H68ZM88 119H90V118H88L87 117V120ZM222 119V118H221ZM251 119H253V118H251ZM26 120V119H25ZM74 120V119H73ZM94 120V119H93ZM93 120H92V122H93ZM107 120V119H106ZM227 120H229L230 121V118H228ZM255 120H257V119H255ZM78 121V120H77ZM82 121H83V119H82ZM247 121V120H246ZM246 121H244V122H246ZM10 122V121H9ZM12 122H10L9 124H11ZM21 122V121H20ZM71 122V121H70ZM85 122H87L86 120H85ZM91 122V121H90ZM249 122V121H248ZM257 122V121H256ZM1 123V122H0ZM2 123H4V122H2ZM30 123H31V120H30ZM74 123V122H73ZM73 123H72V125H73ZM77 123H79V122H77ZM229 123V122H228ZM5 124V123H4ZM4 124L2 125V126H4ZM17 124H19V122L17 121ZM22 124H26V122L24 121V122H22ZM22 124H21V126H22ZM86 124H88V123H86ZM96 122H95V124H93V125H95L94 127L96 128ZM226 126L228 125V124H226V123H224ZM16 125V124H15ZM20 125V124H19ZM27 125V124H26ZM25 125V126H26ZM31 125V124H30ZM65 125V124H64ZM69 125V124H68ZM81 125V124H80ZM145 125H149L150 126V128H152L153 130L150 132L148 129H146L147 127L145 126ZM240 125H242L241 124V122H240V124L238 125V126H240ZM243 125H245L244 123H243ZM9 126V125H8ZM11 126V125H10ZM9 126V127H10ZM24 126V128H27V127H25ZM29 126V125H28ZM66 126V125H65ZM70 126H71V124H70ZM75 126V125H74ZM77 126H78V124H77ZM86 126V125H85ZM84 126V127H85ZM109 126V125H108ZM229 127H228V129L229 130H227L228 131V133H227V131H226V133L227 134H224V136L226 135L228 138H230L233 134H231L234 130H232V127H230V125H228ZM237 126V127H238ZM5 127V126H4ZM7 127V126H6ZM88 127H90L89 125H88ZM98 127H99V124H98ZM103 127V126H102ZM101 127V128H102ZM236 127V128H237ZM240 127H242V126H240ZM12 128V127H11ZM15 128H16V126H15ZM19 128V127H18ZM21 128V127H20ZM5 129V128H4ZM6 129H9V128H6ZM13 129V128H12ZM23 129V128H22ZM45 129V128H44ZM93 129V128H92ZM92 129H90V131L92 130ZM106 129V128H105ZM109 129V128H108ZM244 129H246V128H244ZM242 130V129H240V130H242L243 132L245 131V130ZM1 130V129H0ZM19 130V129H18ZM24 130V129H23ZM69 130V129H68ZM73 130V129H72ZM89 130V128L87 129V131ZM96 130L98 131L99 129H97L96 128ZM101 130H104V129H101ZM239 130V131H240ZM252 130V129H251ZM5 131V130H4ZM10 131V133H11V129L9 130ZM13 131H15L14 129H13ZM26 131V130H25ZM79 131V130H78ZM82 131H83V128H82ZM86 131V130H85ZM232 131V132H231ZM6 132V131H5ZM7 132H8V130H7ZM18 132V131H17ZM24 131H22L21 133H23ZM27 132V131H26ZM93 132V131H92ZM102 132V131H101ZM246 132V131H245ZM4 132H2V134H3ZM15 134H16V132H14ZM19 134H20V132H18ZM17 133V134H18ZM59 133V132H58ZM65 133V132H64ZM63 133V134H64ZM79 133V132H78ZM86 133V132H85ZM123 134V133H125L126 135H128V136H130L131 138H134V139H139V140H144V143H145V141H148L149 142V144H150V146H149V150H147L148 149V146H147V148H141V147H144L143 145H141V147L139 146V145H137V141L135 142V141H131V140H129V138L130 137H128L127 136V138H128V140L125 138V140H123L122 138H124V137H120V136H122V135H120V134ZM239 133V132H238ZM8 134H9V132H8ZM7 134V135H8ZM12 134V133H11ZM108 134V135H109ZM237 134V133H236ZM239 134H241V133H239ZM24 135H25V133H24ZM67 136V133L66 134H64V136ZM80 135V134H79ZM83 135V134H82ZM92 135V134H91ZM105 135V134H104ZM125 135V136H126ZM23 136V135H22ZM65 136V137H66ZM212 136V137H213ZM2 137V136H1ZM11 137V136H10ZM17 137V136H16ZM19 137H21V136H19ZM76 137H78V136H76ZM86 137V136H85ZM94 137V136H93ZM99 137V136H98ZM109 137V136H108ZM217 137H219V136H217ZM70 138V137H69ZM69 138L67 137V143H71V142H75L74 144L76 145V144H79V143H77L75 140V138H74V136L73 137H71L73 140H69ZM110 138V137H109ZM112 138H110V139H112ZM130 138V139H131ZM234 138H235V136H234ZM19 139V138H18ZM89 139V138H88ZM225 139H226V137H225ZM225 139H223V140H225ZM12 140V139H11ZM14 140H16V139H14ZM21 140V139H20ZM64 140V139H63ZM77 140H78V138H77ZM79 140H81V142H82V139H79ZM103 140V139H102ZM123 140V141H122ZM127 140V142H131V143H129V144H125L124 143V141H126ZM164 140V141H163ZM219 140V139H218ZM262 140H263V138H262ZM69 141V142H68ZM71 141V142H70ZM221 141V140H220ZM2 142V141H1ZM86 142V141H85ZM104 142V141H103ZM106 142V141H105ZM104 142V143H105ZM123 142V143H122ZM140 142V141H139ZM142 142V141H141ZM259 142H260V140H259ZM3 143H5V142H3ZM15 143H17V142H15ZM19 143V142H18ZM67 143H65L64 142V144H67ZM107 143V142H106ZM143 143V144H144ZM14 144V143H13ZM62 144V143H61ZM68 144V145H69ZM71 144H73V143H71ZM0 145H1V143H0ZM9 145V144H8ZM19 145V144H18ZM81 145V144H80ZM82 145L84 146L85 144H83L82 143ZM92 145V144H91ZM101 145V144H100ZM145 145V144H144ZM258 145V144H257ZM5 146V145H4ZM12 146V145H11ZM14 146H15V144H14ZM63 146V145H62ZM67 146V145H66ZM73 146V145H72ZM72 146H71V148H72ZM120 146V147H121ZM216 145L214 144L213 145V148L212 149H215L216 147H215ZM218 146V145H217ZM0 147H2V146H0ZM9 147V146H8ZM75 147V146H74ZM73 147V148H74ZM110 147V146H109ZM122 147V148H123ZM219 147H220V145H219ZM4 148V147H3ZM3 148H2V150H3ZM68 148H69V146H68ZM70 148V149H71ZM76 148V147H75ZM79 148H81L80 146H79ZM88 148H90V149H93V148H91V146H89L88 145ZM88 148L86 147V150L88 151ZM94 148H95V145H94ZM151 148V149H150ZM255 148H257V147H255ZM1 149V148H0ZM7 148H5V150H6ZM25 149V148H24ZM54 149V148H53ZM84 149V148H83ZM110 149V148H109ZM125 149V148H124ZM146 149V150H145ZM211 149V148H210ZM219 149V148H218ZM19 150V149H18ZM75 150H78V149H75ZM74 150V151H75ZM96 150V149H95ZM103 150V149H102ZM121 150V149H120ZM123 150V149H122ZM121 150V151H122ZM216 150V149H215ZM257 150V149H256ZM50 151V150H49ZM65 151V150H64ZM73 151V150H72ZM81 151V150H80ZM92 151V150H91ZM97 151H98V149H97ZM119 151V150H118ZM120 151V152H121ZM124 151V152H125ZM214 151V150H213ZM5 152V151H4ZM3 152V153H4ZM27 152V151H26ZM84 153H85V149H84V151H83ZM106 152V151H105ZM214 152H216V151H214ZM213 152V153H214ZM225 152V151H224ZM259 152V151H258ZM1 153V152H0ZM51 153V152H50ZM58 153H59V151H58ZM57 152L55 153L56 155L58 154ZM74 153V152H73ZM87 153V152H86ZM209 153H212V151L210 150V152ZM6 154V153H5ZM54 154V153H53ZM52 154V155H53ZM60 154H62L61 152H60ZM105 154H107V153H105ZM115 154H116V152H115ZM121 154L123 155L124 153L123 152H121ZM2 155V154H1ZM7 155V154H6ZM11 155V154H10ZM18 155V154H17ZM37 155V154H36ZM48 155H50V154H48ZM73 155H75V153L73 154ZM111 155V154H110ZM110 155H108L109 156V158H110ZM113 155V154H112ZM3 156V155H2ZM26 156V155H25ZM84 156V155H83ZM88 156H89V154H88ZM10 157V156H9ZM65 157V156H64ZM70 157V156H69ZM114 157H115V155H114ZM121 157V156H120ZM153 157H155V158H153ZM221 157V156H220ZM3 158V157H2ZM6 158H7V156H6ZM27 158V157H26ZM77 158V157H76ZM75 158V159H76ZM92 158V157H91ZM91 158H89V159H91ZM112 158V157H111ZM30 159V158H29ZM81 159V158H80ZM83 159H86V162L85 161H83ZM83 159H81L82 161L80 162V160H79V162H78V164H77V162H76V165L74 164L73 165V167L76 169V170H78V172L79 171H82L83 172V174L85 173L86 174V172H84V170L85 171H90V173L93 175V174H96V173H94V171H96V172H99V173H97V174H99L101 177H104L103 176V173H104V171H103V173H101V169H97V167L96 166H98V165H96V166H94V165H92V164H88L89 163V160L87 161V157H86V154H85V158H83ZM97 159V158H96ZM153 159H156L155 161H153ZM158 159V160H157ZM184 159V160H183ZM78 160V159H77ZM127 161H128V159H126ZM134 160V161H133ZM27 161V160H26ZM109 160H107V162H108ZM130 161H129V163H130ZM224 162H225V160H223ZM66 161H64V163H65ZM91 162V161H90ZM110 162V161H109ZM170 162V161H169ZM197 162H199V161H197ZM224 162H222V164L224 163ZM56 163V162H55ZM59 164H60V162H58ZM69 163V162H68ZM75 163V162H74ZM93 163V162H92ZM114 164L115 163H118V162H113ZM172 163V162H171ZM219 163H221V162H219ZM1 164V163H0ZM62 164V163H61ZM61 164L59 165V166H61ZM96 164V163H95ZM111 164V163H110ZM114 164H113V166H111V167H113V174H112V176H114L115 178H113L112 177V179H117V180H120L119 181V183H120V185L122 184L124 187H125V189H126V187H127V189L126 190H128V189H131L132 191H130V192H132V194H133V191H134V194H135V192L136 193H138L139 195H140V197L142 196V198H143V200H144V202L146 201V199H144V198H147V196H148V198L149 199H151L152 197L154 198L155 197V194H154V196H153V193H152V190L155 188L154 186H156V185H151V184H148V183H143L144 181H142V183H140L138 180L141 178H138L137 179V181L135 180V178H133L132 177V174H131V172H130V174L128 173V172H126V171H124L123 169H121L120 168V163H118L119 165H116L115 164V166H114ZM165 163H162V165L163 166H165L164 165ZM184 164V163H183ZM187 164V163H186ZM191 164V163H190ZM197 164V163H196ZM195 164V165H196ZM206 164V163H205ZM225 164V163H224ZM66 165V164H65ZM69 165V164H68ZM68 165H66V166H68ZM173 165V164H172ZM177 165V164H176ZM197 165H199V163L197 164ZM108 166H109V164H108ZM119 166V167H118ZM157 166V165H156ZM180 166V165H179ZM200 167H201V163H200V165H199ZM211 166V165H210ZM226 166V165H225ZM27 167H29V166H27ZM69 167H71L72 168V166H69ZM168 167H169V163H168ZM196 167H198V166H196ZM195 167V168H196ZM221 167V166H220ZM62 168H64L65 169V167H63L62 166ZM74 168H72V169H74ZM173 168V167H172ZM184 169H185V167H183ZM213 168V167H212ZM212 168H210V169H212ZM215 169L217 168V167H214ZM56 169V168H55ZM71 169V170H72ZM165 170H166V167L164 168ZM170 170H172L171 168H169ZM188 169V168H187ZM186 169V170H187ZM197 169L198 168H196V171H197ZM201 169V168H200ZM61 170V169H60ZM175 170V169H174ZM188 170H190V169H188ZM191 170H192V167H191ZM199 170V169H198ZM27 171V170H26ZM54 171H56V170H54ZM69 171V170H68ZM152 171L155 173H152ZM176 171V170H175ZM199 171H201V170H199ZM67 172V171H66ZM73 172H75V171H73ZM77 172V171H76ZM75 172V173H76ZM81 172V173H82ZM108 172V171H107ZM110 172H112V171H110ZM133 172V171H132ZM139 172V173H140ZM166 172H169L168 170L166 171ZM170 172H173V171H170ZM177 172H179V170L177 171ZM212 172V171H211ZM69 173V172H68ZM72 173V172H71ZM71 173H69V174H71ZM74 173V174H75ZM88 173L89 172H87V176H91V174L89 173V175H88ZM138 173V174H139ZM147 173V174H148ZM180 173V172H179ZM183 173V172H182ZM202 173V172H201ZM60 174H61V172H60ZM63 174H65V173H63ZM80 174V173H79ZM108 174V173H107ZM137 174V175H138ZM143 174V175H144ZM153 174V175H152ZM160 174H162L163 176H164V174L162 173V169H160ZM186 174V173H185ZM187 174H189L188 172H187ZM190 174H192V173H190ZM194 174V173H193ZM197 174V173H196ZM200 174V173H199ZM18 175V174H17ZM57 175V174H56ZM141 175V174H140ZM139 175V176H140ZM183 175V174H182ZM15 176V175H14ZM60 176V175H59ZM71 176V175H70ZM80 176H82V174H80ZM94 176V175H93ZM108 176V175H107ZM111 176V175H110ZM138 176V177H139ZM142 176V175H141ZM149 176V177H150ZM159 176V175H158ZM163 176H161L160 175V177L159 178H161V177H163ZM169 176V175H168ZM173 176V175H172ZM178 176V175H177ZM20 177V176H19ZM74 177V176H73ZM72 177V178H73ZM82 177H85V178H87L86 176H82ZM81 177V178H82ZM94 177H96V179H98L99 177H98V175L97 176H94ZM98 177V178H97ZM171 177V176H170ZM176 177V176H175ZM70 178V177H69ZM78 178V177H77ZM147 178V177H146ZM156 178H157V176H156ZM163 178H168L167 176L166 177H163ZM162 178V179H163ZM179 178V177H178ZM108 179V178H107ZM111 179V180H112ZM161 179V180H162ZM169 179V178H168ZM81 180H83V178L81 179ZM99 180V179H98ZM100 180H101V182H102V180L103 179H101L100 178ZM99 180V181H100ZM145 180V179H144ZM160 180V179H159ZM165 181H166V179H164ZM78 181V180H77ZM103 181H105L106 182V179L105 180H103ZM141 181V180H140ZM148 181H149V179H148ZM157 181V180H156ZM11 182V181H10ZM9 182V183H10ZM108 182V181H107ZM113 182V181H112ZM111 182V183H112ZM13 183V182H12ZM64 183V182H63ZM82 183V182H81ZM216 183V182H215ZM66 184V183H65ZM70 184V183H69ZM103 184H104V182H103ZM154 184V183H153ZM214 184V183H213ZM218 184V183H217ZM70 185H72V184H70ZM74 185V184H73ZM86 185V184H85ZM113 185H114V183H113ZM116 185V184H115ZM15 186V185H14ZM66 186V185H65ZM67 188H69V185L67 184ZM87 186V185H86ZM85 186V187H86ZM102 186H104V185H102ZM123 186H122V188H123ZM213 186V185H212ZM55 187V186H54ZM84 187V188H85ZM89 187V186H88ZM116 187H117V185H116ZM52 188V187H51ZM62 185H61V188H59V189H61L62 190ZM101 188V187H100ZM138 188V189H137ZM65 189V188H64ZM69 189H71V187L69 188ZM86 189H88V188H86ZM105 189V188H104ZM135 189H137V190H135ZM157 189L158 188H156V192H157ZM160 189V188H159ZM13 190V189H12ZM106 190V189H105ZM126 190H125V193H130L129 192V190H128V192H126ZM153 190V191H154ZM211 190V189H210ZM10 191V190H9ZM70 191H72V190H70ZM138 191V192H137ZM154 191V192H155ZM208 191V190H207ZM2 191H0V193H1ZM7 192V191H6ZM57 192V191H56ZM65 192H67V191H65ZM77 192V191H76ZM85 192V191H84ZM108 192V191H107ZM155 192V193H156ZM3 194H5L4 192H2ZM8 193V192H7ZM7 193H6V195H7ZM59 193H61V192H59ZM73 193V192H72ZM80 193V192H79ZM100 193V192H99ZM105 193V192H104ZM9 195H10V193H8ZM57 194H58V192H57ZM84 194V193H83ZM94 194V193H93ZM117 194V193H116ZM123 194V193H122ZM161 194V193H160ZM8 195V196H9ZM105 195V194H104ZM110 195V194H109ZM125 195H127V194H125ZM139 195H137L136 196V194H135V197H134V199L137 197V199L136 200H138V196ZM143 195L144 196H146V197H143ZM159 195V194H158ZM4 196V195H3ZM49 196V195H48ZM60 196V195H59ZM73 196H75V195H73ZM72 196V197H73ZM128 196V195H127ZM107 197V196H106ZM131 197V196H130ZM74 198H77V194H76V197H74ZM95 198V197H94ZM99 198H100V196H99ZM115 198V197H114ZM132 198V197H131ZM148 198H147V200H148ZM157 198V197H156ZM155 198V199H156ZM1 199H3V201H4V197L3 198H1ZM8 199V198H7ZM38 199V198H37ZM69 199V198H68ZM73 199V198H72ZM71 199V200H72ZM80 199V198H79ZM101 199V198H100ZM45 200V199H44ZM61 200V199H60ZM92 200V199H91ZM93 200H95V199H93ZM135 200V201H136ZM2 201V202H3ZM46 201V200H45ZM80 201V200H79ZM103 201V200H102ZM129 201V200H128ZM134 201V202H135ZM141 201V199L139 200V202ZM149 201V200H148ZM111 202V201H110ZM110 202L109 201H107V203L108 204H110ZM132 202V201H131ZM143 202V201H142ZM5 203V202H4ZM32 203V202H31ZM35 203V202H34ZM53 203V202H52ZM114 203H115V201H114ZM146 203V202H145ZM0 204H2L1 202H0ZM29 204V203H28ZM36 204H37V206H38V203L36 202ZM35 204V205H36ZM41 204V203H40ZM64 204V203H63ZM102 204H103V202H102ZM111 204H113L112 202H111ZM116 204V203H115ZM128 204V203H127ZM44 205V204H43ZM58 205V204H57ZM131 205H133L132 206V208H134L135 206H134V203L133 204H131ZM136 205V204H135ZM84 206V205H83ZM111 206V205H110ZM109 205H108V207H110ZM30 207V206H29ZM34 207V206H33ZM55 207V206H54ZM60 207V206H59ZM107 207V208H108ZM126 207V206H125ZM137 207V206H136ZM38 208V207H37ZM100 208H102V207H100ZM106 208V209H107ZM119 208V207H118ZM53 209V208H52ZM56 209V208H55ZM66 209V208H65ZM112 209V208H111ZM115 209V208H114ZM129 209H130V207H129ZM36 210V209H35ZM38 210V209H37ZM60 210V209H59ZM61 210H64V208L63 209H61ZM132 210V209H131ZM81 211V210H80ZM107 211V210H106ZM118 211V210H117ZM125 211V210H124ZM134 211V210H133ZM137 210H135V212H136ZM39 212H40V210H39ZM41 212H42V209H41ZM45 212V211H44ZM53 212V211H52ZM55 212V211H54ZM65 212H67V211H65ZM92 212V211H91ZM47 213V212H46ZM57 213H59V212H57ZM63 213V212H62ZM94 213V212H93ZM140 213V212H139ZM65 214V213H64ZM70 214V213H69ZM38 215V214H37ZM42 215V214H41ZM40 215V216H41ZM52 215H54V213L52 214ZM55 215H56V213H55ZM66 215V214H65ZM31 216H32V214H31ZM48 216V215H47ZM63 216V215H62ZM67 216V215H66ZM66 216H64V217H66ZM34 217V216H33ZM32 217V218H33ZM36 218H38V216H35ZM70 217H71V215H70ZM47 218V217H46ZM48 218H51V216H48ZM57 218H58V215H57ZM59 218H60V215H59ZM34 219V220H33ZM32 219V224L34 225V222H35V218H33ZM66 219H67V217H66ZM73 219V218H72ZM81 219V218H80ZM31 220V219H30ZM29 220V221H30ZM43 220V219H42ZM62 220H65V219H62ZM68 220H69V218H68ZM78 220H79V218H78ZM70 221V220H69ZM39 221H37V223H38ZM65 222V221H64ZM72 222V221H71ZM36 223V222H35ZM42 224V222H39L38 224H37V226H39V225H41ZM45 223V222H44ZM94 223V222H93ZM92 223V224H93ZM29 224H30V222H29ZM102 225V224H101ZM31 226V225H30ZM37 226L35 225L33 228H31V229H36V232H34V230H32L33 231V233H37V234H39L40 235V228H39V230H37ZM44 225L42 224L41 225V227H43ZM40 227V226H39ZM72 227V226H71ZM70 227V228H71ZM91 227V226H90ZM30 228V227H29ZM28 228V229H29ZM43 228H45L44 230L45 231H47L48 233V236H49V234H50V236H53V239L55 238L54 237V232L56 231V229H55V231L53 232V234H51L49 231H50V229H54L53 227H51V228H49V230H47L48 228L47 227H43ZM106 228V227H105ZM123 229V228H122ZM124 229H126V228H124ZM42 230V229H41ZM60 230V229H59ZM94 230V229H93ZM112 230V229H111ZM114 230V229H113ZM29 231V230H28ZM38 231H39V233H38ZM117 231V230H116ZM122 231H124V230H122ZM129 231V230H128ZM26 232V231H25ZM31 232V231H30ZM62 232V231H61ZM60 232V233H61ZM107 232V231H106ZM115 232V231H114ZM33 233H32V235H33ZM42 233H44L43 231H42ZM55 233H57V232H55ZM72 233V232H71ZM118 233H120V232H118ZM34 234V235H35ZM62 234V233H61ZM116 234V233H115ZM22 235V234H21ZM31 235V234H30ZM33 235V236H34ZM41 235H43V234H41ZM58 235V234H57ZM110 235V234H109ZM262 235V234H261ZM56 236V235H55ZM70 236V235H69ZM28 237H29V234H28ZM44 237H46V236H44ZM36 238V237H35ZM39 238H41V240H42V242L41 243H44L46 240H50V239H46V240H44V242H43V239H45V238H42V236L41 237H39ZM39 238H37V239H39ZM47 238V237H46ZM65 238V237H64ZM67 238H69V237H67ZM29 239V238H28ZM32 239H33V237H32ZM30 240V243H31V245H32V242H34V240ZM57 239V238H56ZM60 239H61V237H60ZM63 240V239H62ZM68 240V239H67ZM25 241V240H24ZM40 241V240H39ZM46 242H48V241H46ZM45 242V243H46ZM262 242V241H261ZM28 243H29V241H28ZM35 243V242H34ZM37 243H39L38 241L35 243V244H37ZM40 243V244H41ZM44 243V244H45ZM53 243H55V242H53ZM22 243H20V245H21ZM40 244H37L39 247L41 246ZM25 245V244H24ZM30 245V246H31ZM17 246V245H16ZM28 246V245H27ZM95 246V245H94ZM34 248H35V245L33 246ZM32 247V248H33ZM38 247V248H39ZM41 247H43V246H41ZM17 249H18V247H16ZM37 248V247H36ZM35 248V250H38V249H36ZM14 249H15V247H14ZM20 249V248H19ZM21 249H23V248H21ZM20 249V250H21ZM25 249V248H24ZM40 249V248H39ZM43 249V248H42ZM8 249L6 248V251H7ZM11 250V249H10ZM13 250V249H12ZM31 250H33V249H31ZM24 251V250H23ZM23 251L21 250V251H18V252H20L19 254H22L23 253ZM16 252V251H15ZM25 253V252H24ZM26 253H28V252H26ZM255 253H257V252H255ZM261 254V255H260ZM260 256L259 257H261V259L262 258H264V255H262V253L260 252ZM11 255V254H10ZM90 255V254H89ZM257 255V254H256ZM258 256V255H257ZM14 257V256H13ZM256 257V256H255ZM11 258V257H10ZM15 259V258H14ZM260 259V258H259ZM260 259V260H261ZM263 260V259H262ZM264 261V260H263ZM14 263V262H13ZM11 264V263H10ZM262 264V263H261ZM264 264V263H263Z\"/></svg>","mask_w":264,"mask_h":264},{"label":"clouds","instance_id":"obj_3","mask_svg":"<svg viewBox=\"0 0 264 264\" xmlns=\"http://www.w3.org/2000/svg\"><path fill=\"white\" fill-rule=\"evenodd\" d=\"M37 57L31 38L23 33H18L7 46L0 47V92L22 86Z\"/></svg>","mask_w":264,"mask_h":264}]
</instances>
